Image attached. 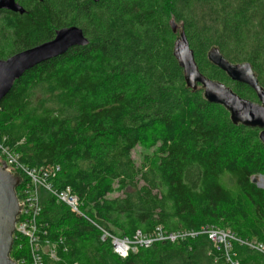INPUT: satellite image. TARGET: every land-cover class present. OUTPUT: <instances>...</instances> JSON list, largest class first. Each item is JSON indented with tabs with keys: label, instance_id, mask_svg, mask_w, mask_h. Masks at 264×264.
<instances>
[{
	"label": "trees",
	"instance_id": "trees-1",
	"mask_svg": "<svg viewBox=\"0 0 264 264\" xmlns=\"http://www.w3.org/2000/svg\"><path fill=\"white\" fill-rule=\"evenodd\" d=\"M18 1L25 13L0 10V58L67 26L89 39L26 71L0 103V141L27 166H53L54 189L80 200L77 214L41 189V234L56 254L43 264H227L206 234L121 257L102 228L133 238L213 226L264 243V188L252 179L264 177L261 129L235 125L203 89L187 87L170 25L183 26L204 75L257 101L207 53L218 46L249 61L264 87V0ZM138 146L151 150L139 164ZM23 244L15 259H30ZM234 250L242 264H264L258 251Z\"/></svg>",
	"mask_w": 264,
	"mask_h": 264
},
{
	"label": "water",
	"instance_id": "water-1",
	"mask_svg": "<svg viewBox=\"0 0 264 264\" xmlns=\"http://www.w3.org/2000/svg\"><path fill=\"white\" fill-rule=\"evenodd\" d=\"M99 2L100 0H93ZM0 10L20 14L25 8L18 0H0ZM174 33H179L174 42L173 53L183 68L184 79L193 92L203 89L205 99L224 106L230 113L231 121L249 127L260 128V140L264 143V87L249 61L232 62L225 57L218 46H212L207 53L208 59L223 70L227 76L238 83L250 86L256 92L257 101L241 97L230 86L204 75L196 62L194 51L182 25L170 21ZM89 39L82 28L72 25L60 28L55 37L33 47L0 58V103L10 92L16 80L39 63L60 56L73 46L87 45ZM257 182V176L253 178ZM21 177L7 169L6 162L0 165V264H18L11 257L14 243L13 234L17 217L21 212L17 188Z\"/></svg>",
	"mask_w": 264,
	"mask_h": 264
},
{
	"label": "built area",
	"instance_id": "built-area-1",
	"mask_svg": "<svg viewBox=\"0 0 264 264\" xmlns=\"http://www.w3.org/2000/svg\"><path fill=\"white\" fill-rule=\"evenodd\" d=\"M6 162L7 169L21 177L20 191L17 192L21 212L15 224L14 240L18 243L12 247L11 257L18 264H43L44 254L48 253L56 259L55 246L50 241L42 238L39 216L42 211L40 191L45 189L52 193L57 201L66 203L70 209L79 214L80 200L70 188L58 191L54 189L51 178L55 175L53 166H42L39 168L30 167L19 160V155L9 149L0 141V165ZM18 189V188H17ZM101 239L110 240L114 251L121 257H126L130 252H135L141 247H149L156 241H178L187 237H196L199 234H206L213 243L215 249L222 251V256L227 264H242L237 258L234 244L245 245L252 250L258 251L264 256V243L243 239L230 229L219 227H205L200 232L178 231L166 232L162 227L150 235H144L138 231L133 238L119 237L109 230L101 229ZM27 241L30 250V259L20 256L15 259L17 252L23 250V242ZM49 249V250H48Z\"/></svg>",
	"mask_w": 264,
	"mask_h": 264
},
{
	"label": "rangeland",
	"instance_id": "rangeland-1",
	"mask_svg": "<svg viewBox=\"0 0 264 264\" xmlns=\"http://www.w3.org/2000/svg\"><path fill=\"white\" fill-rule=\"evenodd\" d=\"M226 85H227V84H226ZM228 86H230V85H228ZM230 87H231V86H230ZM199 89H202V88H199ZM147 153H151V150H145L142 146H138V147H136V148L133 150V152H132V156H133L134 160L139 164V163L142 162V159H143L144 155H146ZM260 179H264V177L258 175V176H257V182H256V183H257L260 187L264 188V185L260 183ZM48 250H49V249H48Z\"/></svg>",
	"mask_w": 264,
	"mask_h": 264
},
{
	"label": "bare ground",
	"instance_id": "bare-ground-1",
	"mask_svg": "<svg viewBox=\"0 0 264 264\" xmlns=\"http://www.w3.org/2000/svg\"><path fill=\"white\" fill-rule=\"evenodd\" d=\"M260 183L264 185V179H260Z\"/></svg>",
	"mask_w": 264,
	"mask_h": 264
}]
</instances>
